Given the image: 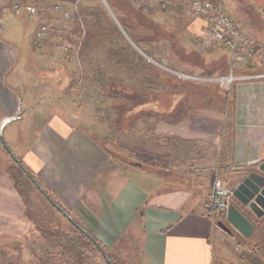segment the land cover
Returning a JSON list of instances; mask_svg holds the SVG:
<instances>
[{
    "label": "crops",
    "instance_id": "0c3cea01",
    "mask_svg": "<svg viewBox=\"0 0 264 264\" xmlns=\"http://www.w3.org/2000/svg\"><path fill=\"white\" fill-rule=\"evenodd\" d=\"M25 1L37 7L40 23L53 27L42 44L59 46L60 37L68 49L59 48L75 55L80 49L78 37L86 35L83 49L109 51L114 54L112 66L132 70L137 84L133 88H138L133 92L135 96H140L142 90L148 95L153 89L145 88L151 80L144 76L140 58L127 44L128 33L124 28L135 23L133 15L154 24L150 27L153 31L165 20L168 24L173 19L177 23L183 21L177 0L159 14H143L132 6L131 0H125L132 10L126 12L119 7L114 10L127 20L126 27L113 7L107 9L101 0ZM10 2L5 0L0 12V116L5 117L2 124L6 127L12 120L8 116L20 118L24 112L34 116L33 121H39L41 126H30L35 136L23 154V162L73 217L108 251L117 246L119 251H126L124 242H133V256L139 264H252L243 255L245 251L259 245L264 253V170L259 168L264 161V79L237 81L229 89L176 77L158 81L164 85L163 93L154 91L156 95L148 103L160 104L161 99L164 106L167 103V108H163L164 126H116L117 133L132 139L131 154H123L131 163H121L98 141L91 126H76L70 116H64V111L68 115L76 113L78 106L74 98L61 96L60 82L63 85L65 82L58 74L43 76L59 88L53 91L51 86L52 91L44 93L35 90L36 82L31 81L30 85L23 77L9 74L19 62L17 51L21 49L24 30L16 15L27 13H15ZM54 4H60L70 16L54 10ZM43 9L51 10L53 15H43ZM81 10H85L86 27L79 16ZM75 13L79 20L73 29L64 26L71 24L69 19ZM23 14L20 19H24ZM196 20L194 29L199 38L191 36L190 47L155 46L153 50L177 67L192 59L191 53L200 54L203 62L188 63L197 69L180 68L199 74L225 73L230 64L228 50L221 44L204 46L205 19ZM78 23L84 25L83 30L78 29ZM66 33L67 43L63 40ZM156 35L151 33L152 41L158 43ZM245 68L264 70V59L257 55L240 66ZM251 173L260 181L258 193L247 205H242L234 195L232 202L253 224V230L244 235L231 227L229 233L217 225L219 214L207 213L206 199L212 181L221 175L234 189ZM21 214V200L5 169L0 167V235H4L0 236V242L11 239L6 231L12 228V219L21 218ZM21 224V221L14 223Z\"/></svg>",
    "mask_w": 264,
    "mask_h": 264
},
{
    "label": "rangeland",
    "instance_id": "374dc122",
    "mask_svg": "<svg viewBox=\"0 0 264 264\" xmlns=\"http://www.w3.org/2000/svg\"><path fill=\"white\" fill-rule=\"evenodd\" d=\"M101 1L107 9L113 6L110 1ZM173 1L174 0H172V2ZM177 2H179L178 11L183 14V21L177 23V20L175 21L173 19L174 22H172L173 20H169L171 22L169 24L167 23L168 20L158 23L156 26L157 30H154L157 33L156 37L159 39V41H157L158 43L153 42L151 37V33L155 34L151 29L154 24L150 25V22L146 21V19L144 21L140 17L138 18L137 15H133L132 19L135 22L133 25H130L128 29L121 25V28H124L125 32L130 35L128 36L127 34L125 36L127 39L126 42L135 50V56L140 58L139 62L141 63L140 66L144 69L142 71L144 76L146 75L151 80L149 85L147 83L145 84V88L151 86L153 89L148 95L142 92L143 90H139L141 95L135 96V93H133L136 89L133 88V86L136 87L137 85L134 79L135 76H133L132 70H128L127 68H116L110 64V60L114 54H110L109 51L98 50L93 52L83 49L86 35L78 37L80 49L75 52V55L70 51V53L62 51L56 43H50L49 45L45 43L41 45L33 44L32 36L36 26L40 23V13L38 10L34 13H24L25 15L21 13L20 15H16L19 21L22 20V27L24 30L20 43L21 49L17 51L19 53V62L10 70L9 74L15 77H23L22 80H27L30 85L36 82L37 87H35V90L36 88V91L42 90V92L40 91L39 93H44V90L52 91V87L53 91H58V87L56 89L55 86L50 84V81L47 82L48 80L43 77L58 74L63 79V82H65V85L60 82L61 96H64V98H74L78 106L76 113L68 115L70 113L64 111V116L67 118L70 116L76 126H91L92 129L90 130L92 133L99 138H105L107 146L117 154H131V136L123 137L122 134L116 132V126H164L163 123L166 115L163 114V108H165V106L167 108V103L164 106L163 99H161V101L159 100L160 104L154 101L148 103V101L152 100L156 95L154 91L161 90V93H163L164 85L162 86L158 81L164 80V78L167 77H175L156 62L149 61L148 57L151 56L159 63L178 70H183L180 67L186 68L187 66H190L189 68L191 69H197V67L191 66L188 63L203 62V57L200 54L195 55V53H191L194 57L192 59H187L185 61L186 64H178L179 67H177L172 65L169 58H165L163 54L153 50L155 46L166 48V46L171 47L173 45L172 48L176 47L180 49L183 48V46L187 48L191 46V36L199 38L194 28L196 27L195 23L198 22L196 19L200 17L191 13L189 8L190 0H177ZM224 3L225 12L233 19L250 27L255 33V38L264 43V0H224ZM126 6H129V4ZM43 11V15L47 17L53 15L51 10L47 11L43 9ZM83 11L85 10L79 11V16L82 18L84 21V23H82L85 25L87 19ZM114 13L121 18L120 13L117 11H114ZM22 14L24 15V19H20ZM74 15V18L69 19L71 21V24H69L70 27L66 24L64 26L73 29L72 26H75V21L79 20L77 13ZM148 18L150 19L151 16ZM164 22H166L167 25H164ZM83 24L78 23V29L82 27L83 30ZM131 34L133 38H130ZM68 36L67 33L66 36L63 34V40L66 41ZM82 37H84L83 40ZM165 40H168L169 43L165 44ZM180 59L183 60L184 56ZM239 69L240 66L237 70ZM246 72L253 71L246 70ZM68 76L71 79L68 80ZM158 77L161 79H158ZM176 79L181 80L178 78ZM254 80L257 79L247 81ZM31 81L33 82L31 83ZM18 83L20 82L18 81ZM203 83L212 87L216 85V83L210 82ZM234 83H236V81ZM142 86L143 85H141L140 88H142ZM136 90H138V88ZM138 104H140L139 108L137 106ZM24 113L25 114H22L20 118L8 116V118L12 120L8 122L6 127L2 124L5 117L3 115L0 116V132L10 150L18 156L22 162L23 154L28 151L30 145L34 141L35 134L31 132L30 126H41L39 121L32 120L34 116H29L27 114L28 112ZM0 159L2 160V165H0L1 169H5L7 165L14 162L8 149L1 145ZM26 166L37 178L33 169L28 165ZM35 193L36 197L34 199L33 208L29 211L30 214L26 215L24 204L21 201L23 205V214H21V218H13L12 228L6 231V234L8 237H11V239L0 242V264H69L67 261V254L59 247L47 249L44 242L45 239L37 228V223L47 219L53 225L63 227L69 231H74L75 227L64 213L59 211L45 198L40 190L36 189ZM18 221H21L22 224L19 226L14 225V223ZM0 236L4 237L3 234ZM124 243L126 244V246L124 245L126 251H119L118 246L108 251L114 264H139V262L135 260L136 256H133V242L127 241ZM252 249L264 258V253L259 245H255ZM90 254L95 258L98 264H107L105 259L94 248L90 250Z\"/></svg>",
    "mask_w": 264,
    "mask_h": 264
},
{
    "label": "built area",
    "instance_id": "2783aa9c",
    "mask_svg": "<svg viewBox=\"0 0 264 264\" xmlns=\"http://www.w3.org/2000/svg\"><path fill=\"white\" fill-rule=\"evenodd\" d=\"M4 1L0 0V12L4 9ZM131 4L143 14H159L171 6L172 0H131ZM10 7L15 13L37 11L34 4L25 0H11ZM189 7L193 15L205 19L204 46L217 47L221 44L228 50L230 54L229 69L222 74H199L163 65L151 56L148 57L149 61L156 62L178 79L216 83L224 89H229L235 81L264 79V70L237 72L239 66L249 63L255 56L264 58V43L255 38V33L250 27L233 19L225 12L224 0H190ZM53 9L61 11L65 17L70 16L69 11L60 4H54ZM51 29L53 27L49 23H40L34 30L33 44L41 45ZM55 30L58 33L61 31L59 28ZM57 41L61 48L68 49V45L60 37L57 38ZM76 50H78L77 47ZM232 198L233 188L228 185L227 180L224 177L215 176L206 199L208 209L211 212H226Z\"/></svg>",
    "mask_w": 264,
    "mask_h": 264
},
{
    "label": "trees",
    "instance_id": "16d2710c",
    "mask_svg": "<svg viewBox=\"0 0 264 264\" xmlns=\"http://www.w3.org/2000/svg\"><path fill=\"white\" fill-rule=\"evenodd\" d=\"M111 2L113 6L111 8L114 10L115 7H119V10H125L129 12L127 2L125 0H115L118 2H113V0H108ZM118 17V16H117ZM120 22L125 26V18L118 17ZM141 18V17H140ZM132 19V18H131ZM144 20L143 18H141ZM133 21V19H132ZM145 21V20H144ZM126 27V26H125ZM133 35L131 34V37ZM133 38V37H132ZM50 42V39H49ZM249 71H257L251 70L250 68L239 69L237 72H246ZM98 141L103 145V147L107 150V152L115 159L119 160L121 163H127L131 161H127V159L123 156V154H117L112 151L109 146L105 143V138H97ZM0 145L5 147L3 142L0 140ZM9 152V151H8ZM9 154L14 156L13 163H10L5 167V172L9 179L11 180L15 190L17 191L21 201L25 207L26 215H29L30 209L33 208L34 199L36 197L35 190L38 189L41 193L48 199V201L59 211L64 213V215L73 223L74 231H69L60 226H55L47 219L42 220V222L37 223V228L40 231L41 235L44 237V242L49 248L59 247L62 251L67 254V261L69 264H98V262L93 258L90 254V250L94 248L99 252V254L105 259L107 264H114L112 258L110 257L107 248L96 238V236L86 227H84L77 219H75L67 210L64 208L49 192L48 188H46L38 178H36L33 173L27 168V166L21 161V159L16 156L12 151ZM210 216L220 215V219H223L222 212H211L208 209L207 212ZM243 255L250 260L252 264H264V262L260 259L253 249H248L243 253Z\"/></svg>",
    "mask_w": 264,
    "mask_h": 264
},
{
    "label": "water",
    "instance_id": "95a60500",
    "mask_svg": "<svg viewBox=\"0 0 264 264\" xmlns=\"http://www.w3.org/2000/svg\"><path fill=\"white\" fill-rule=\"evenodd\" d=\"M0 140L3 142L4 146L10 152V148L6 144L3 135L0 132ZM12 157H14L12 155ZM138 164V162H133ZM259 168L264 170V161L259 164ZM260 181L258 176L251 173L248 177H245L235 188L233 189V195L239 200L242 205L249 204L250 198H253L259 191ZM250 206V205H249ZM217 225L223 230L231 233L232 228H235L244 235H248L253 230V224L245 216V214L240 210V208L233 202H231L227 208L225 219H217Z\"/></svg>",
    "mask_w": 264,
    "mask_h": 264
}]
</instances>
